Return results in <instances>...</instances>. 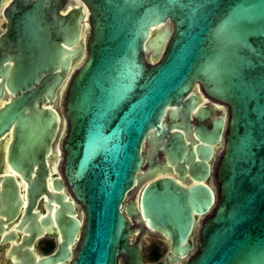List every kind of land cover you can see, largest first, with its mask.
<instances>
[{"label":"water","instance_id":"water-1","mask_svg":"<svg viewBox=\"0 0 264 264\" xmlns=\"http://www.w3.org/2000/svg\"><path fill=\"white\" fill-rule=\"evenodd\" d=\"M3 13L0 141L26 182L27 243L44 234L32 211L59 154L85 213L80 234L57 177L59 240L39 264H151L148 235L167 244L160 264H264V0H11ZM200 91L227 109L211 119Z\"/></svg>","mask_w":264,"mask_h":264},{"label":"flooded vegetation","instance_id":"flooded-vegetation-1","mask_svg":"<svg viewBox=\"0 0 264 264\" xmlns=\"http://www.w3.org/2000/svg\"><path fill=\"white\" fill-rule=\"evenodd\" d=\"M11 0H3V10L2 16L0 17V35H2L3 31L6 28L7 20L4 16L3 11L6 10L9 2ZM203 96V103L205 105H209L215 108V115L211 117V119L220 116L223 109H227L226 106L216 100L208 98L202 91H200ZM206 124L209 125V122L206 121ZM9 138L5 137L0 141V264H39V261L46 255L51 254L57 247L58 244V221L55 218V212L59 210L60 204L56 201L57 198L54 195H59V192L56 188L57 185V177L61 178L63 191L68 196L69 200H72L75 205V210L79 213L83 219L80 234H82L83 226H84V208L83 206L75 199L67 180L63 175V160L61 161V154H59V159L55 162L49 164V175L47 176V191L51 195L49 198L48 194H42L39 196L35 207H33V213L36 215L37 223L42 228L44 234L37 237L33 243H27V216L29 214V203L27 199V189L26 182L22 180L19 174L14 173L9 167L6 161V152H7V144ZM143 157L144 163L143 167H149V161H156V157L152 154V149L149 145L146 144L143 147ZM219 155L215 152L211 159V174L209 176V183L211 187L214 189L216 185L212 184L214 182L216 184V180L214 177V167L217 162L216 158ZM8 174H12L14 176V186L16 189L15 205L17 206L16 215L13 218L9 217L8 211L5 208V194L4 190L8 183ZM68 214V212H67ZM48 230H51V233H47ZM55 231V232H54ZM133 238L135 236L132 235ZM149 237L153 239V243L150 248L145 252V244L146 238ZM197 240V229L193 232V245L195 246ZM165 248V252L167 251L166 242L154 235H148L144 238V245L142 248L143 253V261L151 264H160L159 259L165 254L161 253V256L158 259H152V255L155 249H160V247ZM20 247L22 252L25 254V257L19 256L15 250ZM76 248L72 249V256L75 255ZM160 251V250H159ZM31 252L32 256L28 257V253ZM72 259H69L64 264H71ZM184 261L181 263L183 264ZM118 264H127V260L125 256L119 255Z\"/></svg>","mask_w":264,"mask_h":264},{"label":"rangeland","instance_id":"rangeland-1","mask_svg":"<svg viewBox=\"0 0 264 264\" xmlns=\"http://www.w3.org/2000/svg\"><path fill=\"white\" fill-rule=\"evenodd\" d=\"M88 36V31H86V37ZM155 45H157V44H155ZM150 62H152V61H150ZM79 65H77V67H78ZM68 85V84H67ZM66 88H67V86H66ZM66 88H65V90L62 92V94H61V98H60V103H59V107H60V110H61V112L63 113V111H64V100H65V94H66ZM65 135H66V127H65V131L63 132V134L61 135V137H60V140H59V144H62L63 142H64V138H65ZM221 151H222V147H220L218 150H217V155H219L220 153H221ZM60 160L62 161L63 160V156H61V158H60ZM216 160H217V158H216ZM191 162V159L189 158V159H187L186 160V163H190ZM212 184L214 185V187H215V183L214 182H212ZM154 241H153V239H151V238H149V237H147L146 238V244H145V248H144V251L146 252L149 248H150V246H151V244L153 243ZM160 252L161 253H164L165 252V248L164 247H160ZM193 251H194V249H193ZM192 251V252H193Z\"/></svg>","mask_w":264,"mask_h":264},{"label":"trees","instance_id":"trees-1","mask_svg":"<svg viewBox=\"0 0 264 264\" xmlns=\"http://www.w3.org/2000/svg\"><path fill=\"white\" fill-rule=\"evenodd\" d=\"M160 256H161L160 251L158 249H155L152 255V259H158Z\"/></svg>","mask_w":264,"mask_h":264}]
</instances>
